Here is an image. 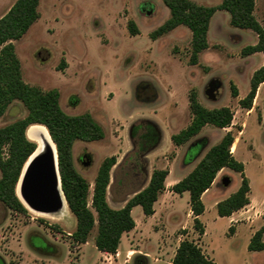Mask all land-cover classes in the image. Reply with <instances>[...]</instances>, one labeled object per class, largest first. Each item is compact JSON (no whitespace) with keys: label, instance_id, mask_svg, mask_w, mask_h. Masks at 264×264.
<instances>
[{"label":"rangeland","instance_id":"1","mask_svg":"<svg viewBox=\"0 0 264 264\" xmlns=\"http://www.w3.org/2000/svg\"><path fill=\"white\" fill-rule=\"evenodd\" d=\"M15 1L0 0V17ZM193 1L217 5L222 0ZM257 4L258 16L264 17V0H258ZM166 8L163 0H40L39 18L23 36L11 40L21 62L22 78L44 91L58 89L64 112L70 115L89 112L102 126V138L76 139L72 147L74 165L90 184L89 205L95 178L105 157L116 155L117 158L111 169L107 199L112 207L120 208L147 186L154 169L167 168L172 178L185 174L229 130L234 136H240L236 157L245 163L256 205L262 204L264 125L259 120L262 111L264 114V90L249 118L239 103L241 98L238 100V95L232 93V85L237 87L234 79L238 77L245 91L259 57L254 56L244 65L241 59L244 41L220 39L213 27L210 47L200 54L197 63H191V33L187 26L156 37L152 35L168 17ZM130 19L139 28L135 35L128 28ZM218 22L232 27L226 16L219 17ZM244 35L246 43H252V34ZM228 56L235 58V62H230ZM238 69L242 70L239 75ZM211 81L212 85L221 82L220 97L216 100L206 93ZM192 90L208 107L227 105L237 112L233 129L207 124L181 145L173 144L170 138L146 156L137 158L131 139L138 138L137 135L131 138V126L140 127L139 123L151 120L142 116H153L173 121L166 128L168 133L185 128L192 119L189 102ZM173 109L176 113L169 114ZM28 113L24 102L14 99L0 116V127ZM242 120L247 123L244 133L238 130L242 128ZM253 147L262 158L255 154ZM84 152L91 157L88 165L80 159ZM143 167L147 172L144 173ZM224 176L230 177L229 184H225ZM240 182L238 171L224 167L218 172L213 191L220 198ZM170 189L165 187L159 192L152 214H145L141 205L133 209L132 215L138 224L130 240L134 247L143 249L142 256L143 252H150L160 256L162 264H170L178 243L187 238L197 242L217 264H264V250L248 249L252 225L256 226L261 217L264 219V212L251 219L245 217L247 212L239 213L232 220L220 216L217 207L208 200L213 191H207L208 208L202 216L205 232L200 235L190 212L189 192L177 194ZM76 224L77 218L70 209L64 217L52 218L29 209L15 210L0 200V264H121L117 258L98 251L95 243L98 222L86 244L73 240L71 233ZM144 258L133 257L131 264H147Z\"/></svg>","mask_w":264,"mask_h":264},{"label":"trees","instance_id":"2","mask_svg":"<svg viewBox=\"0 0 264 264\" xmlns=\"http://www.w3.org/2000/svg\"><path fill=\"white\" fill-rule=\"evenodd\" d=\"M170 9V16L156 30L153 37L164 34L180 24L192 31L190 62L197 63L201 51L209 46L208 31L214 13L223 9L230 13L231 24L242 28H251L258 34L256 44L243 47L244 55L255 51L264 52V26L254 13L256 0H222L217 5H203L193 0H163ZM40 0H16L8 11L0 17V116L14 99H20L27 106L29 113L13 123L0 127V200L8 207L25 212L27 207L17 194V184L23 165L34 151L37 143L27 136V129L33 123L47 127L56 143L62 188L68 207L77 218L76 229L71 233L75 242L88 241L91 230L98 222L95 243L99 250L116 253L122 234L134 228L136 221L132 208L141 205L145 214L154 212V203L165 185L169 174L167 168L153 170L149 183L137 191L126 204L114 208L107 199V188L111 179V169L116 163V155L103 159L99 166L91 205H89V182L78 172L73 162L72 147L76 139L94 140L104 136L102 126L89 112L70 115L59 104L58 89L44 91L37 86L26 83L22 78L21 62L11 40L18 39L39 18ZM131 34L139 33L133 19L128 21ZM264 81V64L256 69L251 77L248 94L239 100L241 106L251 108L258 86ZM233 95L238 89L232 85ZM191 122L180 131L172 134L175 144L181 145L198 134L206 124L228 127L232 124L234 111L231 107H207L198 98L195 90L189 94ZM235 136L231 130L212 144L200 158L194 168L173 184L172 190L181 194L188 191L190 206L194 214V226L199 234L205 232L200 214L205 210L203 193L209 189L218 172L229 167L241 175L239 188L217 203L220 216L231 215L250 202V179L246 175L245 163L232 151ZM5 148L7 150H5ZM96 212V214H95ZM233 226H230L232 229ZM248 249L264 250V221L254 232L248 243ZM173 264H216L201 246L190 239H183L177 246Z\"/></svg>","mask_w":264,"mask_h":264},{"label":"crops","instance_id":"3","mask_svg":"<svg viewBox=\"0 0 264 264\" xmlns=\"http://www.w3.org/2000/svg\"><path fill=\"white\" fill-rule=\"evenodd\" d=\"M257 3H258V0H256L254 13H255L256 17L259 19V21L264 26V17H259L258 14H257V5H258ZM164 5L169 9V7L165 3H164ZM167 8H166V11H168ZM228 14L230 15V13L228 11L223 10V9H219L212 16L211 21H210L209 31H208V43H209V45L211 43L210 42V38H211V36L213 34L212 33L213 27L215 28V31L217 32V35H218V37L220 39L221 38H226V39H228V41L232 42V40H233L235 43H238V42H241L242 43L244 41L243 46H246V45H249V44H256L257 41H258V34L253 29H251V28L237 27V26H234L233 24H231L232 25V27H231V26H226L225 23H219L218 22L219 21V17L226 16L228 18V22L227 23H229V21L231 20V16H230V20H229ZM169 16H170V9H169V15H168V17H166V19L169 18ZM230 23H231V21H230ZM182 26H184V24H180L177 27L171 29L170 31H173L175 29H179ZM246 29H250V30H246ZM251 30L254 31L255 34ZM170 31H168V32H170ZM246 32H249V33L252 34V38H253L252 43H246L247 42V39H246V37L244 35ZM190 33H191V39H192V31H191V29H190ZM209 47L210 46H208L206 49H208ZM206 49H204V50H206ZM203 51H201L200 54ZM200 54H199V56H200ZM256 55L259 57V63H258V65L256 67H253L252 72L250 73L251 76L253 75V73H254V71L256 69H258L259 67H261L264 64V52L263 51H255L253 53H250V54H247V55H244V56L241 57V59H243V61H245V64L244 65H246V62L249 63L250 60H252L253 57L256 56ZM228 59H229L230 62H235V58H232V56H228ZM241 71L242 70H239L238 69L236 74L239 75L241 73ZM234 82L236 83L237 88L239 90V94L237 96V99L239 100L240 98L244 97L249 92V90L251 88V80H250V84L247 85L245 91H243L241 89V87H240L239 77H238V79L237 78L234 79ZM263 90H264V81L261 82L259 84V86H258L257 93H256V96H255V99H254L253 106L251 108L242 107L245 110V114H246V116L248 118L250 116H252V114L254 113V109H255V107L257 105V100L261 99V96L263 94ZM219 97H220V94L217 95V98H215L213 100H216ZM210 108H213V107H210ZM171 113H176V110L173 109L172 112L169 110V114H171ZM236 115H237V112L234 113V118H233L232 124L230 126L223 127V128L220 127V128H222V129H226V128L227 129H233L234 124L236 123L235 122L236 121ZM142 117H147V118L153 120L159 126V128L161 130V139H160V142H159L160 145H162L161 144L162 141H166L167 139H170V138L172 140V134H174L176 132H174L173 130H171V132L168 133L166 128L168 126L170 127V125L172 124L171 122H173V121H167V120L163 121V120H161V119H159L157 117H153V116H142ZM171 118L172 117H169L170 120H171ZM259 122H260L261 125H264V114H263V111H262L261 121L259 120ZM166 124H168V125H166ZM240 124L242 125V128L241 129L238 128V130H239L240 133H242V132L244 133L247 123H246L245 120H242L240 122ZM240 142H241L240 141V136L239 135H235V141H234V143L232 145V151H233V153H234L235 156H236V152H237V150L239 148ZM173 144H175V143L173 142ZM252 149L254 150V152H255V154L257 156H259V157L262 156L260 152L255 151V148L254 147ZM260 161H261V159H260ZM185 164H187V163H185ZM192 169L193 168H191L190 170H192ZM188 172H186L183 175H176V176H174V178H172L171 177V170H170L169 174L167 175V177L165 179L166 189L172 188L173 184L176 183L178 180H180L182 177H184ZM217 179H218V175L215 178V181L213 182V185L209 189H207L203 193V195H202L203 201L205 203V210H204V212L208 208V204H207V200H206V193H207V191H210L212 193V191L215 188ZM240 184H241V182L238 185H236L234 189H232L230 192H228L227 194L223 195V197H220V198H217L218 197L217 192H214L213 191V195L208 199L209 202L213 206H216L217 207L218 201L221 200V199H223V198H225V197H227L228 195H230L234 191H236L239 188ZM170 191H173V190L170 189ZM177 194H179V193H177ZM249 197H250V202L247 205H245L244 207H242L239 210L234 211L231 215H228L227 217H229V219L232 220L239 213H245V212L249 213L248 215L245 216L247 219H251V217H253L254 215H257V214L262 215L263 212H264V202L262 204L256 205V201L254 200V198L251 195V190L249 192ZM134 207L132 208V212H133ZM190 212L193 213V211L191 209V206H190ZM204 212L202 214H200V216H199L201 220H202V216H203ZM193 219H194V214H193ZM261 219L262 220L256 226H254V225L251 224L253 227L251 228V231H250L249 236H248L249 237L248 243L250 241L251 236L254 234V232L263 224L264 219L262 217H261ZM135 220H136V224H138V220L136 218H135ZM206 228H208V227H206ZM133 231H134V228L131 229V230H129V231H127V232H124L122 234L121 242L119 244V247H118V250H117L116 253L107 252V251H101L99 249H98V251L100 253L104 254V255H111V256L115 257V259L117 258V260L121 264H131V260L133 259V257H136V258L145 257L144 259L147 261V264H162V259L160 258V256L154 255L153 253H150V252H143L144 253V256H142L141 251H143V249H141L139 247H134L133 246V243L130 240L131 239V236H132L131 234L133 233ZM179 243H178V245H179ZM83 244H86V243H83ZM176 249H177V247L175 248V252H176ZM261 251H263V250H261ZM175 252L172 255V260L170 261V264H173V257L175 255Z\"/></svg>","mask_w":264,"mask_h":264},{"label":"water","instance_id":"4","mask_svg":"<svg viewBox=\"0 0 264 264\" xmlns=\"http://www.w3.org/2000/svg\"><path fill=\"white\" fill-rule=\"evenodd\" d=\"M148 12L150 13L151 11L149 10ZM212 81L206 89V93L210 98L215 99L217 98L221 82L218 81L216 85H212ZM53 142L55 143L54 140ZM36 152L38 154L35 155ZM85 159L84 163L86 165L90 164L91 157L85 155ZM21 175V196L33 209L37 211H51L59 205L61 200L58 187L67 202L61 183L58 150L55 160L52 151L48 150L45 140H42L40 145L37 144L34 151L29 155L23 165ZM223 180L225 184H229L231 181L228 176H224Z\"/></svg>","mask_w":264,"mask_h":264},{"label":"bare ground","instance_id":"5","mask_svg":"<svg viewBox=\"0 0 264 264\" xmlns=\"http://www.w3.org/2000/svg\"><path fill=\"white\" fill-rule=\"evenodd\" d=\"M27 136L35 141L37 144H41L42 140H45L47 143V147L48 150L52 151L54 158L56 160V156H57V148L55 143L53 142L52 138H51V134L49 133V130L47 129V127L43 124L40 123H33L31 124L28 129H27ZM38 154L37 152L35 153V155ZM34 156V155H32ZM31 156V158H32ZM28 163V162H27ZM27 165V164H26ZM21 178L22 175L20 176V179L18 181L17 184V194L20 198V200L23 202V204L32 212H35L36 214L42 215V216H47V217H52V218H62L64 217L68 212H69V207L68 204L64 198V195L62 193V191L60 190V188L58 187L59 190V196H60V200L61 202L59 203V205H57L53 210L51 211H37L35 209H33L21 196L20 193V184H21Z\"/></svg>","mask_w":264,"mask_h":264},{"label":"flooded vegetation","instance_id":"6","mask_svg":"<svg viewBox=\"0 0 264 264\" xmlns=\"http://www.w3.org/2000/svg\"><path fill=\"white\" fill-rule=\"evenodd\" d=\"M149 121L150 122L143 121V124L139 123V125L141 124V126L137 128L131 126V138H134L135 135H137L138 138L137 141H133L131 139L133 148H135V155L136 153H138V155H136L137 158L146 156L151 150L158 146L161 139V130L159 126L154 121ZM85 155H88L90 157V154L88 152H84L82 157H80L82 161L86 160ZM133 167H137V163L134 164ZM142 169L144 170V173L147 172L146 167H143Z\"/></svg>","mask_w":264,"mask_h":264}]
</instances>
